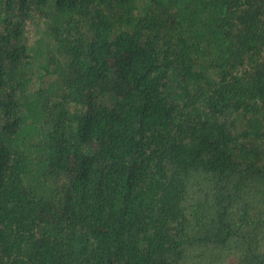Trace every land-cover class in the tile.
<instances>
[{
	"label": "trees",
	"instance_id": "obj_1",
	"mask_svg": "<svg viewBox=\"0 0 264 264\" xmlns=\"http://www.w3.org/2000/svg\"><path fill=\"white\" fill-rule=\"evenodd\" d=\"M0 264H264V0H0Z\"/></svg>",
	"mask_w": 264,
	"mask_h": 264
}]
</instances>
